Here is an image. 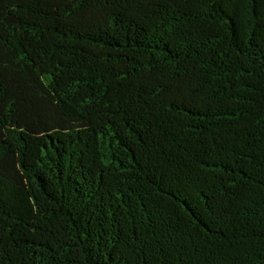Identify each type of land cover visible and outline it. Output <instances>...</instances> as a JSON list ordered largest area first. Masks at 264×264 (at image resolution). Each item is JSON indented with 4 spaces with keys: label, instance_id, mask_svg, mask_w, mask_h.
<instances>
[{
    "label": "trees",
    "instance_id": "trees-1",
    "mask_svg": "<svg viewBox=\"0 0 264 264\" xmlns=\"http://www.w3.org/2000/svg\"><path fill=\"white\" fill-rule=\"evenodd\" d=\"M0 264H264V0H0Z\"/></svg>",
    "mask_w": 264,
    "mask_h": 264
}]
</instances>
